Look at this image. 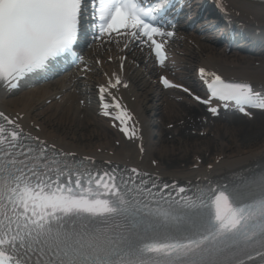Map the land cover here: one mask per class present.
<instances>
[{
	"label": "snow or ice",
	"instance_id": "6c2138e0",
	"mask_svg": "<svg viewBox=\"0 0 264 264\" xmlns=\"http://www.w3.org/2000/svg\"><path fill=\"white\" fill-rule=\"evenodd\" d=\"M217 7L225 13L228 10L226 0H220ZM183 10L181 0H0V90L9 94L21 90L33 75L67 55L73 57L82 73L78 78L87 79L96 69L84 60L78 46L82 37L90 36L91 44L107 54L106 60L97 57V66L119 58L118 69L104 73V82L96 85L97 114L125 139H139L142 133L138 122L121 93V89L130 86L125 73L128 56L139 50L145 63L151 61L153 68H167L169 46L177 39ZM198 75L202 80H211L207 99L166 74L159 76L158 83L167 89L183 91L207 105L213 115L218 114L220 107H230V102L264 110V90L258 91L249 83L225 82L221 75L205 67L198 69ZM23 119L0 112V136L6 128H12L25 142L34 140V151L47 152L48 142L26 133L21 124ZM140 147L143 152V145ZM72 157L75 162L74 153ZM87 163L96 165L90 160ZM79 164L84 166L85 162L79 160ZM112 174L130 181L134 177L137 180L151 177V173L137 168L119 166L113 167Z\"/></svg>",
	"mask_w": 264,
	"mask_h": 264
},
{
	"label": "bare ground",
	"instance_id": "6f19581e",
	"mask_svg": "<svg viewBox=\"0 0 264 264\" xmlns=\"http://www.w3.org/2000/svg\"><path fill=\"white\" fill-rule=\"evenodd\" d=\"M232 9L241 20L257 30L264 31V6H246L232 3ZM183 48L190 53V58L199 65L219 68L226 74L237 75L264 84V58H252L238 52L225 54L221 48L211 44L198 43V49ZM254 62L258 67H254ZM105 68V65H102ZM97 75V70L93 72ZM131 94L133 109L146 121L149 129L148 141L145 142V154L141 161L158 163L154 169L169 178L208 176L210 171L222 173L233 171L240 166L264 158V119L252 122L228 119L215 125L206 123L201 126L197 120L196 109L176 95H158L143 75L132 72ZM82 99L81 93L70 80H57L53 84L21 90L2 98L0 105L11 114L23 115L26 122L40 128L39 135L54 142L62 149L81 155L112 152L115 161L137 162L140 157L131 145L119 142L106 123L98 119L93 106ZM47 102V104H45ZM172 125L171 130L158 127ZM187 121H189L187 123ZM185 129L200 126L205 138L177 136L182 126ZM186 124V125H185ZM182 131V130H181ZM170 135L172 141L165 140ZM177 136V137H176ZM146 165V164H145ZM152 168V167H151Z\"/></svg>",
	"mask_w": 264,
	"mask_h": 264
},
{
	"label": "rangeland",
	"instance_id": "374dc122",
	"mask_svg": "<svg viewBox=\"0 0 264 264\" xmlns=\"http://www.w3.org/2000/svg\"><path fill=\"white\" fill-rule=\"evenodd\" d=\"M260 117L264 119V116H258L256 120H258ZM256 120L254 121V123L256 122Z\"/></svg>",
	"mask_w": 264,
	"mask_h": 264
}]
</instances>
